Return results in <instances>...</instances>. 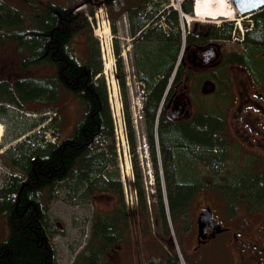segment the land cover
I'll use <instances>...</instances> for the list:
<instances>
[{"label": "trees", "instance_id": "obj_1", "mask_svg": "<svg viewBox=\"0 0 264 264\" xmlns=\"http://www.w3.org/2000/svg\"><path fill=\"white\" fill-rule=\"evenodd\" d=\"M127 1L130 26L134 30L141 29L134 47V68L146 93L142 116L155 175V201L151 203L155 220L166 229L169 222L182 224L187 221V208L193 195L205 186L224 196L230 214H233L232 205L236 203L247 204V209L264 205V170L258 154L248 153L235 175L225 174L223 170L231 151L239 153L238 145L226 138L224 112L218 115L200 105L198 112L190 118L173 119L169 116L167 102L184 81L181 79L182 65H178L182 34L177 12L171 9L162 11L156 3H151V8L145 12L149 0ZM89 12L92 13L91 9ZM29 17L30 21L24 24L21 12L10 9L0 0V40L15 42L25 53L18 58L21 71L48 64L53 67V72L43 76H20L12 84L2 80L0 93L28 111L24 101L56 99L57 89L61 87L71 99L79 100L81 111L66 137L44 141L39 134L42 137L36 139L35 144L28 143L23 147L26 139L31 141L28 135L18 144L19 150L13 157L7 155L5 158L16 170L4 178L0 186V217L6 227V233L0 239V264H55L51 236L56 229L50 225L47 203L57 197L54 192L57 186L66 184L72 190L79 187L85 196L92 195L94 190L112 191L122 198L119 179L109 178L106 170V153L111 154L109 160L114 166L116 147L98 42L92 37L88 12L46 2L40 9L36 7ZM211 28L205 38L229 39L233 30L232 22ZM245 28L240 41L241 50L229 53L227 58L230 57V63L242 64L253 82L264 89V11L254 16L252 25ZM86 29V49L84 55L79 56L72 40L78 32ZM111 29L115 31L113 26ZM191 40L199 41L195 33L186 35V43ZM113 54L115 57L119 55L116 39ZM177 65L170 81V74ZM115 67L135 177L133 187L137 192L140 214L142 211L141 219L149 222L148 206L139 182L136 136L129 111L125 79L128 72L119 57ZM208 77L216 86V98H228L230 79L227 69L223 66L215 68ZM202 80L195 79L196 89ZM3 83H6L4 87L1 86ZM47 118V113L43 114L40 121ZM52 118L50 116L46 124ZM35 125L30 124L28 129ZM157 162L161 164L162 179ZM204 175L210 179L208 183L204 182ZM82 202L86 203L88 199ZM116 213L119 214L120 210ZM95 215L90 239L73 264L79 258L81 264H104L108 242L122 237L117 224L113 225L111 232L107 230L109 224L105 214Z\"/></svg>", "mask_w": 264, "mask_h": 264}, {"label": "rangeland", "instance_id": "obj_2", "mask_svg": "<svg viewBox=\"0 0 264 264\" xmlns=\"http://www.w3.org/2000/svg\"><path fill=\"white\" fill-rule=\"evenodd\" d=\"M7 2V0H3ZM9 5L13 8H18V10L23 15V23H27L30 21L29 15L32 13L29 10L31 7H38L39 9L46 3L50 2L52 4L57 5H63L64 7L68 6L71 2L76 0H34L37 1L36 3L28 2L27 0H8ZM201 1V0H200ZM200 1L199 0H193L194 5V11L197 10L200 7ZM41 2V3H40ZM169 2V1H168ZM167 2V3H168ZM123 3V1L121 2ZM227 3V2H226ZM120 5V1L118 4ZM101 7V10H100ZM96 7L92 13V23L90 24L91 30H92V37L94 39H97L98 46L100 49V39L103 41H106V44L110 42L109 36L113 38L114 32L109 28V32L102 34L100 31L102 30L103 24H107V17L109 18V22L111 23V19H114L115 21V34L118 37L117 41L118 44H120L121 49H124V54L126 56V61L129 64V70L128 74L131 73L134 68L132 66V57H134V52L132 51V39L130 38L131 35L129 33V29L127 27L126 22L128 21L126 15L124 17L119 16V12L123 11V9L126 7V5L121 9L119 12H115L114 10L109 11V8L100 6ZM80 8V7H79ZM263 9V10H262ZM260 9L261 11H264V8ZM82 9L78 10L81 11ZM260 10L256 13H249L242 16L234 15V20H227L226 23L232 22L233 29L235 28V34L237 33L241 36L240 27L243 29V32L245 31V25H250L251 19L258 15ZM77 11V12H78ZM94 12H96V17L94 16ZM108 16H107V15ZM190 15V14H189ZM238 19L240 21H238ZM105 21L102 23V21ZM99 23L100 29H97V22ZM224 20L220 21H210L207 20L203 21H191L187 24V22L184 23V30L185 35L187 34L188 30H194L196 28L198 31L202 32L203 34L207 33L212 29L211 27L213 25L219 26L222 23H225ZM239 23V24H238ZM108 25V24H107ZM179 26L181 27V23L179 21ZM100 30V31H99ZM88 29L84 31L78 32L73 40H72V46L76 52L77 55L83 56L85 49H86V41L88 38ZM97 34H101L100 36ZM137 41V37L135 40H133V43ZM93 42V41H92ZM239 39L237 38H231L229 41L223 42V48L227 52L229 51H237L241 50V43H239ZM94 43V42H93ZM92 44V43H91ZM111 46L106 48V45H103L104 51H102V54L104 55V59L101 55V59L103 61V75L107 82L108 87V100L110 107L114 112H116V109L121 108V102H120V94H119V87L117 85L116 79L113 77L115 76L114 71L115 67L113 64L114 58L111 51ZM109 49V50H108ZM101 53V50H100ZM123 54V55H124ZM25 53L21 51L18 48V45L13 41H3L0 40V80H6L4 82H9L10 84L13 83V79H17L18 77H24L27 75H51L53 72V67L48 64H43L37 68H29L26 69L24 72L20 70L18 61L19 57H23ZM185 56V55H184ZM183 56V57H184ZM241 79L242 76H244V72L241 69ZM129 79V102L130 106L132 107L131 112L133 111L135 115L137 116V113L139 111L140 102L142 101V91L137 86L136 81L132 78V74H130ZM245 77V76H244ZM246 78V77H245ZM13 80V81H12ZM115 81V86L113 84V81ZM247 83V79H243ZM195 79L190 80L187 83L186 86V95H188V92L190 93L191 85L194 86ZM239 82V80H237ZM6 83L1 84L2 87H4ZM190 84V85H189ZM186 84L183 85V87ZM210 83L206 82L202 87V93H200L199 86L197 87V90L192 92L193 97L198 100H202L203 107H207L208 111L214 112L216 114H224L226 115L224 117L225 121V128H226V136L227 140H234L235 142H240L242 147H239V153L231 151L229 154L230 156L227 158L226 163H224L225 174H231L235 175L236 171L238 172L237 168H241L243 163L245 161V156L248 153L252 152H258L260 153L259 156L261 158V162L263 165L264 170V147L261 148H255L256 146L249 140L250 138L259 137L256 133H254L252 130L253 126H255V122H253L250 118V116H246V118H238L235 117V114L237 113V98L235 97V94L238 96L236 92V88H233L231 84L229 85V94L227 95L228 98H224V96L218 97V99L215 96V92L213 91V87H210ZM115 87V89H114ZM1 88V87H0ZM195 89V87H194ZM235 92V93H234ZM57 96L56 99H40L34 102H23L25 107H27L28 111H25L23 108L19 107L15 104L14 101L11 99L5 98V94L0 93V123L2 124V131L0 135V183L4 181V178L8 177L9 174H11V170L8 166L5 164L6 157L9 155L10 157H13V154L16 153L18 149V144L23 139H26V137L29 135L31 138V141L23 142V147H27L26 144H35L36 139H39L43 136V138L50 139L53 137L54 132L57 133V139H61L66 137L72 130L73 123L77 120V118L80 115V109L81 105L79 104V100L71 99L70 94L66 93L61 87H58L57 89ZM217 93V91H216ZM242 93L244 94L243 90ZM191 94V93H190ZM189 94V95H190ZM225 100L227 102H225ZM225 103V104H224ZM121 106V107H120ZM197 106V104H196ZM117 107V108H116ZM194 108V105H191ZM198 107V106H197ZM116 108V109H115ZM130 108V107H129ZM216 108V109H214ZM193 110V109H192ZM32 111V112H29ZM45 111V113H44ZM48 115V118L44 121H40V117H42L43 114ZM52 116L53 118L49 122V124H46L49 121V117ZM38 120V121H37ZM36 123L34 127H31L32 129H28L30 124ZM245 123H251L248 126H245ZM144 119L139 118L137 116V128L140 130V134L142 133L141 130H145L144 125ZM237 128H235V127ZM256 127V126H255ZM238 129L240 131H238ZM41 134L42 136H39ZM244 134V135H243ZM251 134V137L250 135ZM19 136V137H17ZM250 137V138H249ZM56 139V138H55ZM45 141V140H44ZM139 144L141 146H145V143L142 141V138L140 139ZM141 155L143 154V148L140 149ZM126 155H124L121 147H120V155L115 157V165L112 166V163L110 162L109 158L111 154L108 152L106 153V158H108L107 161V172L108 177L116 179V177L119 179L120 183L124 181L125 186L127 188V195H125L123 190V197H125L128 200V207H130V200H131V194L129 192V188L131 189V169L130 166L126 165V163L129 162L128 156H127V149H125ZM127 158V159H126ZM126 161V162H125ZM230 164L228 167L226 164ZM137 166L139 167L140 172V187L144 190L145 196L147 199L148 205L153 201L152 199V193L154 192V176L151 174V176L148 175V170L151 171L152 166H150V163L146 162V160H143L142 163H137ZM115 167V169H114ZM153 170V168H152ZM152 173V172H151ZM112 176L110 177V175ZM123 175V180H121V176ZM204 182L210 181L209 178L204 175ZM221 181V180H220ZM219 182V180H218ZM122 184V183H121ZM76 186V185H75ZM122 186V185H121ZM124 186V184H123ZM79 187H76L75 189L69 188L66 184L57 186V188L54 190L55 193H57V197L52 198L48 203V215L50 219V225L51 227H54L56 230L52 232V244L55 249V264H70L72 259L75 257L76 254L80 253L84 246L88 243L90 239V229H91V223L92 218H97L96 214H104L107 209H109L112 205L114 206L117 201V196L112 193L111 191H97L94 190V193L89 196H85V193L81 191ZM83 192V193H82ZM218 198V199H217ZM85 199H88V202L83 203ZM132 201L134 204V198L132 197ZM204 200H208L211 204L217 215H219V205L221 204V198L219 195H215L213 192L210 191H203L199 190L194 197L191 200V203L189 207L187 208V216L189 214V220L194 218L195 212H197L203 203ZM219 200V202H218ZM119 202V199H118ZM220 203V204H219ZM124 205V204H122ZM139 205V204H138ZM240 210V213H237V216L234 220L235 223H237L241 216L244 213L243 207ZM138 208L133 206L131 210H128L129 215H132L133 220H135L136 214L138 212ZM246 212V211H245ZM140 213V212H139ZM142 214V211H141ZM248 219H253V217L257 216L259 220L264 219V209L261 210L257 214H249L246 212ZM111 215L106 216L105 219L110 220ZM114 219H117L119 221V216L117 213H113ZM153 218L154 213H153ZM243 220H246L245 217H243ZM144 228L149 225L150 222H153L152 219L149 218V222L146 220H142ZM131 225V222L129 223ZM110 226V225H109ZM119 226V225H118ZM5 224L3 222V217H0V239L5 235ZM182 225L180 223L175 224V226L172 227L170 225L169 231H170V238L167 241L169 244H165V239L161 237L163 230L162 226L159 225L157 227H153L150 225L148 232L154 231V234L156 237H160L164 246H166V250H169L170 253L173 254L169 257L172 259L176 258V262L179 261L178 259V253L181 254V257L185 261L186 264V258H185V251L188 249H191V246H193L194 243H191L192 240H188L185 245H183V238L181 237L183 235ZM122 231V229H121ZM129 232L123 233V239L118 240V247H112L111 249H114L112 252V262L113 264H129L128 257L131 252H134L136 250L137 242L139 239V243L144 244V237L135 238L132 241H128L126 239L129 238L128 235ZM230 231L226 230L222 233H219V235H229ZM191 234H189V237ZM148 236H145V238ZM153 237V235H151ZM176 240L177 244H175ZM173 240V241H172ZM219 239H215V241H218ZM214 242V240H212ZM155 249L157 250L162 248L164 250V246H161L160 243L157 244L155 242ZM204 243L200 244L201 250L204 248ZM186 248V250H185ZM189 254L195 252L194 250H189ZM166 254V251L163 252ZM162 254H158L160 258L162 257ZM176 253V256L174 255ZM106 258V257H105ZM104 258V264H107V258ZM208 263L211 261L214 263H217L216 260H214L212 257H208ZM79 258L75 264H81ZM164 260V257L161 258V261ZM147 259L143 261L142 264H146L145 262Z\"/></svg>", "mask_w": 264, "mask_h": 264}, {"label": "flooded vegetation", "instance_id": "obj_3", "mask_svg": "<svg viewBox=\"0 0 264 264\" xmlns=\"http://www.w3.org/2000/svg\"><path fill=\"white\" fill-rule=\"evenodd\" d=\"M200 1V0H199ZM221 18V17H220ZM232 18V17H231ZM200 19V18H197ZM203 19V18H201ZM204 20V19H203ZM229 58L224 56L223 49L221 47H216V44L213 43L211 40H206L202 43L196 44L192 40L187 44L186 53L183 59V74L185 76V79H211L208 77V74L211 70L217 68V66L225 65V67L230 72V79H240V74L236 70V67L228 62ZM238 90V89H237ZM250 88H248L247 85H243V92L238 90V112L235 114V116L239 115V117L246 118V116H249V110L245 111V106H257V101L255 98L251 96ZM183 97L187 101V106L185 109H183L181 106L179 107V112L177 113L180 116L189 115L191 113V105H195V98L194 101L188 97V95L185 94V91H181V95L178 91L174 92V101L172 102L173 105L175 104L176 99L178 97ZM174 108H176L174 106ZM197 111V108H193V114ZM175 112V111H173ZM190 112V113H189ZM192 114V115H193ZM176 116V115H175ZM238 117V118H239ZM256 122H260L261 126L256 128L253 126L252 131H257L261 135V138L264 140V130L261 129V127L264 128V117L260 118L259 114H254V120ZM209 206L210 209L213 212L214 216V210L210 205L209 201H203L202 205L200 206L199 212H201L204 207ZM131 210V209H130ZM110 211V226L109 231L111 232L114 228V224L119 225V227L122 228V231L124 233L129 231V227H132V224L129 226L128 224V211L126 214H121L119 216V221L117 219H114L113 217V205L109 208ZM257 214V213H255ZM217 219H215V222ZM228 220L225 223V226L222 224V228L226 229L227 226L231 229V235L230 236H222L219 235V233L222 232H216L215 228L212 226L205 224L203 228L198 229L195 225L194 230L191 232V236L185 237V240L183 243H187L189 239L194 238L196 240L195 245L193 246V249L196 250L193 253H188L186 248V256L189 260L190 264H264V219L259 220L257 216L253 217V219H246V220H239L237 223L233 222L232 226H230L231 221ZM139 223V222H138ZM219 223V222H218ZM141 225V224H140ZM134 230L136 231L135 225ZM139 226V225H138ZM227 228V229H229ZM213 239H220L221 241H215L214 245L220 244L224 245L225 247V260L220 258L217 260V263L209 262L207 257L209 255H214L217 248H214L211 241ZM225 239H230L233 241V248L234 251H232L229 246H227V243L224 241ZM137 246L135 251H139L142 249V244H140L137 240ZM115 241H110L111 247L114 245V247H118L117 244H114ZM204 243V248L201 250L200 244ZM155 249V246L153 247ZM114 250L112 249L111 252L107 253V258L112 263V252ZM155 261L151 258L147 259V263H154ZM169 262H172L171 257H167L165 259V263L170 264Z\"/></svg>", "mask_w": 264, "mask_h": 264}, {"label": "bare ground", "instance_id": "obj_4", "mask_svg": "<svg viewBox=\"0 0 264 264\" xmlns=\"http://www.w3.org/2000/svg\"><path fill=\"white\" fill-rule=\"evenodd\" d=\"M227 2V3H226ZM200 7L197 10H193L192 14L185 13L183 15V21L190 23L191 21L197 20V21H203V19L208 22L210 21H222L223 19H233L234 15L236 14L235 10L231 6L228 0H201L200 1ZM195 5V3H194ZM152 10V9H151ZM221 17V18H220ZM232 17V18H231ZM200 18V19H197ZM203 18V19H201ZM105 21H103L104 23ZM183 22V24H184ZM107 23V22H106ZM154 23V22H153ZM109 28L107 24H103L102 30L100 31L102 34H105L109 31ZM101 35V34H97ZM178 63H179V57H178ZM129 69L126 68V71L128 72ZM115 78V76H113ZM113 81V84L115 86V81ZM115 89V87H114ZM112 117H115L117 115L116 112H114L111 109ZM2 131V124L0 123V135ZM170 223V222H169Z\"/></svg>", "mask_w": 264, "mask_h": 264}, {"label": "water", "instance_id": "obj_5", "mask_svg": "<svg viewBox=\"0 0 264 264\" xmlns=\"http://www.w3.org/2000/svg\"><path fill=\"white\" fill-rule=\"evenodd\" d=\"M238 14H245L253 11L259 7L264 6V0H230ZM184 9L186 12L192 13L194 5L190 0L184 2ZM211 212L207 209L206 213H202L198 217V223L202 224L203 221L209 220Z\"/></svg>", "mask_w": 264, "mask_h": 264}]
</instances>
